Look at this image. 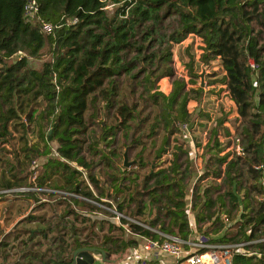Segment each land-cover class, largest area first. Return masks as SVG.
<instances>
[{
  "label": "trees",
  "instance_id": "16d2710c",
  "mask_svg": "<svg viewBox=\"0 0 264 264\" xmlns=\"http://www.w3.org/2000/svg\"><path fill=\"white\" fill-rule=\"evenodd\" d=\"M27 1L0 0V190L39 188L15 192L16 214L29 200L42 206L38 195L68 200L59 220L34 210L18 220L0 239V264L15 241L19 259L7 264H65L83 246L120 261L140 237L112 222L103 233L102 219L74 207L100 209L90 200L104 198L181 238L192 231L191 209L193 229L214 244L253 242L247 248L257 254L234 264H264V0H36L41 19L61 24L49 34L24 17ZM108 2L119 4L112 13ZM190 35L201 45L197 57L184 48L185 79L173 48ZM164 78L168 93L158 86ZM49 234L51 246L37 248L34 237Z\"/></svg>",
  "mask_w": 264,
  "mask_h": 264
},
{
  "label": "built area",
  "instance_id": "2783aa9c",
  "mask_svg": "<svg viewBox=\"0 0 264 264\" xmlns=\"http://www.w3.org/2000/svg\"><path fill=\"white\" fill-rule=\"evenodd\" d=\"M125 0H120V2ZM115 3H109L103 8L107 10ZM129 7V5H128ZM128 7L125 9L127 12ZM108 11V10H107ZM38 3L36 0H28L24 5V17L28 21L39 23L41 30L45 33H52L61 26L58 23H51L41 19L38 15ZM76 18H71L67 23H75ZM249 64L255 70L259 67L253 60ZM186 129V125H182ZM30 188H27L29 190ZM33 189V188H31ZM25 191V187L0 190V194L6 191ZM53 191V190H51ZM4 194V193H3ZM113 216L125 229L126 234H132L140 237L138 246L139 255L125 256L118 262L109 264H234L237 255L251 256L257 253L248 250L253 242H239L234 244H214L211 236L202 230L193 229L187 238H181L177 235L167 234L158 229L150 227L137 220L130 219L116 210H112ZM129 220L141 227L153 232L155 237H146L132 232L127 224H123L121 219ZM215 248V251H214Z\"/></svg>",
  "mask_w": 264,
  "mask_h": 264
},
{
  "label": "rangeland",
  "instance_id": "374dc122",
  "mask_svg": "<svg viewBox=\"0 0 264 264\" xmlns=\"http://www.w3.org/2000/svg\"><path fill=\"white\" fill-rule=\"evenodd\" d=\"M119 3H121V2H119ZM118 5H119L118 3H115L111 7H109L107 10L109 11V13H112L117 8ZM188 44L191 47V51L195 54V57H197L200 53L199 47L201 45V42L199 41V38L196 36H193V35L188 36L183 42H181L179 45H175L173 48V55H174L173 67L175 69V73L177 76H182L185 79L187 78V73H186V70L183 66L182 58H185L184 48ZM34 64L37 65V62ZM202 72H203V85L202 86H205V79H204L205 70L200 71L198 81L201 83L200 74ZM158 86L160 87L161 90L168 93L170 91V88H171V78L160 79L158 82ZM222 98H223V102L225 103L227 101V97L223 96ZM187 104H188L187 107L189 108V110H193L195 108V102L193 100H189ZM48 132H49V129H48ZM193 134H199V129L193 128V130H189V136H188L189 138H187V143H188V147H189V150H190V153L192 154V156L194 155L193 140L191 138V136H193ZM200 135L204 139V137H205L204 134L200 133ZM33 139H34V137H33ZM50 139H51V136H50ZM50 144H51V146H53V148L55 147L54 141H52ZM126 156H127L128 161H132V153H127ZM123 160H124V158H123ZM44 162H45L44 158H39V159H36L35 164H36V166L37 165L39 166ZM32 165H33V163H32ZM201 167H202V164L200 162L199 166H198V171L196 172V176H197V174H199L202 171ZM34 168H36V167H34ZM36 174H37V172H35L33 174V176L31 177L32 181H33V179H35L34 175H36ZM25 188H26L25 191H28L27 190L28 187H25ZM31 188H33L34 190L39 189L36 187H31ZM31 188L29 190H32ZM13 189H15V188H13ZM190 190H191V186L189 187V190L187 192L188 203L190 202V199H191ZM46 191H50V190L48 188H46ZM55 191L58 192V190H55ZM15 192H19V191H11L10 190V191L3 192L4 197H5L4 200L6 201V202H4L3 208L6 212L12 213V212L16 211V209L18 208V205H19L18 200L19 199H16V197L18 195H16ZM38 198H39V201H41L43 203L42 206L37 205L38 207L31 209V204L32 205L34 204V200H29V203H30L29 207L28 208L25 207V209H23V211H21L20 215H27L28 213L31 212V210H34L35 213H38V214H41V213L44 214L45 213L46 221L54 222L56 220H59L60 216L63 212V208L66 206V202L68 199H60V197H57V196L49 197L47 195H38ZM102 200L104 201V203L95 202V201L90 200V202L92 204L97 205L100 209L91 210V209L87 208L86 206H82V205H80V206L75 205L74 207H76L78 212H80V213L82 212L85 215H90L92 217V219L93 218L94 219H102L103 225H104L103 233H106L108 231V224L110 222H112L113 224L116 223L117 225H120V223L115 219V217L113 216V213H112V210H115V208H114L115 203H114L113 199L112 198H104ZM37 203H39V202H36V204ZM107 203H109V205ZM12 208H14V209L12 210V212H10V210ZM188 215H189L190 224L194 228L195 224H194V219H193V212L191 209H188ZM124 216L128 217L127 215H124ZM68 218L73 219V216L70 215ZM128 218H130V217H128ZM80 219H81V216H79L77 222H75L76 225H80V223H79ZM130 219H132V218H130ZM204 228H205V226H204ZM199 230L203 231V227ZM101 233L102 232H100V234ZM113 233H117V231L115 230V231H113ZM124 235L127 236L125 233H124ZM12 237L13 236H11V238L10 237L9 238L12 239ZM24 238L25 237L24 236L22 237L21 235H20V237H17V239H24ZM34 238L36 240L34 242L39 243L36 246L40 250H43V249L51 246V244H52V239H51L50 234L48 235L47 239H43L41 236H36ZM28 244H30V243L28 242ZM14 245H15L14 246L15 248L12 251L9 250V256H8L7 262H5L4 264L11 263V262H14L15 260L19 259L21 249L18 250L17 241H15ZM97 258L100 260V262H95L94 264H109V263H111L110 261L109 262H102L101 258L99 256ZM116 262H118V261H116Z\"/></svg>",
  "mask_w": 264,
  "mask_h": 264
},
{
  "label": "water",
  "instance_id": "95a60500",
  "mask_svg": "<svg viewBox=\"0 0 264 264\" xmlns=\"http://www.w3.org/2000/svg\"><path fill=\"white\" fill-rule=\"evenodd\" d=\"M201 77V86L203 85V72L200 74ZM51 130L48 132V138L50 139ZM123 164L125 166L130 165V161L127 160L126 153H124V160ZM101 258L102 262H114L109 258V254H107L104 250L98 249L96 247H78L74 249L70 254L69 257L71 258V261L69 263L65 264H94L96 262L97 257Z\"/></svg>",
  "mask_w": 264,
  "mask_h": 264
},
{
  "label": "crops",
  "instance_id": "0c3cea01",
  "mask_svg": "<svg viewBox=\"0 0 264 264\" xmlns=\"http://www.w3.org/2000/svg\"><path fill=\"white\" fill-rule=\"evenodd\" d=\"M4 202H6V201L5 200L0 201V239L9 231V229L18 220H20L21 218H23L25 216V215H20L21 212L19 214H16V211L12 212V210L14 208H12L10 210V212H12V213L6 212L3 208ZM31 206H32V204H31ZM6 219L8 220V222ZM137 248L138 247L129 248L127 251V254L125 256L127 257V256H131V255H139V251ZM96 262H100V260L97 258Z\"/></svg>",
  "mask_w": 264,
  "mask_h": 264
}]
</instances>
